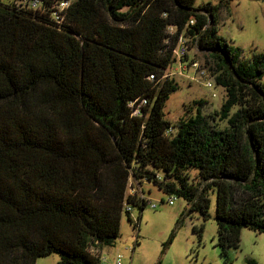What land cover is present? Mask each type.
<instances>
[{
  "label": "trees",
  "instance_id": "obj_1",
  "mask_svg": "<svg viewBox=\"0 0 264 264\" xmlns=\"http://www.w3.org/2000/svg\"><path fill=\"white\" fill-rule=\"evenodd\" d=\"M39 1L0 2V264L51 253L101 264L122 213L137 227L149 203L126 193L130 178L203 219L215 190L222 255L242 227L264 233V52L243 59L220 38L222 0H68L56 17L64 0ZM180 34L204 49L225 99L207 117L195 101L174 127L163 108L176 84L164 73ZM134 99H145L137 114Z\"/></svg>",
  "mask_w": 264,
  "mask_h": 264
},
{
  "label": "rangeland",
  "instance_id": "obj_2",
  "mask_svg": "<svg viewBox=\"0 0 264 264\" xmlns=\"http://www.w3.org/2000/svg\"><path fill=\"white\" fill-rule=\"evenodd\" d=\"M7 0H0L5 3ZM220 0H195L194 6L201 7ZM223 6L216 11L214 24L217 33L228 45L239 49L240 57L249 59L250 54L264 52V0H222ZM188 58L205 63L206 52L197 44H189ZM176 66L172 64V68ZM191 69L188 71L190 73ZM212 74V73H209ZM176 90L165 100L163 117L170 125L196 113L195 101L203 100L202 112L205 117L219 110L225 99L223 87L213 83L211 88L203 82L189 81L176 74ZM215 93V95H212ZM189 106L191 110L188 109ZM209 123H212L207 118ZM224 125L225 122H221ZM175 127V126H174ZM194 175L195 171L189 173ZM143 196L156 203L153 208L148 203L140 212L137 227L122 213L119 235L111 247L102 248L101 257L112 264L115 255L120 254L121 264H247L252 259L255 264H264V233L242 227L237 246H229L222 255L216 244V191L208 194L209 208L203 219L198 210L188 212L189 205L181 196H175L172 205L167 199L172 197L153 183H142ZM138 209L133 208L131 217L136 218ZM228 257L226 260L225 258ZM59 257L51 253L37 257L35 264H57Z\"/></svg>",
  "mask_w": 264,
  "mask_h": 264
},
{
  "label": "built area",
  "instance_id": "obj_3",
  "mask_svg": "<svg viewBox=\"0 0 264 264\" xmlns=\"http://www.w3.org/2000/svg\"><path fill=\"white\" fill-rule=\"evenodd\" d=\"M19 2L27 7L34 9L38 8L41 4L39 0H19ZM67 4H68V0L60 1L56 5V10L53 12V16L56 17L57 15H59V12L61 10H64ZM189 24H193V20H190ZM173 31H174L173 28L170 27L169 34L173 33ZM188 50L189 49L187 44V38L184 37L182 34H180L177 37L176 46L174 50H172V57L174 58L173 63H175L176 66L172 68L173 63L167 66V68L165 69L164 77L168 76L173 78L176 74L182 75L184 73L185 77H187L189 81L203 82V85L205 87L211 88L213 86V83H216L215 76L213 74H209L211 72L208 70L207 68L208 66L205 65V63H200L197 60L189 59ZM190 69L191 71L189 73L188 71ZM212 95H215V93H213ZM144 104H145V99H141V100L134 99L130 101L129 105L134 108L132 114L139 113L141 106H143ZM172 129H173L172 127H169L165 130V132L166 133L171 132ZM126 193H128L129 195L137 194L139 198H144L142 183L139 184L137 183V181H134L130 178ZM174 199H175L174 196L169 197L167 199V203L169 205H172ZM149 203L153 208L157 207L156 203H152L150 201ZM123 209L129 212L130 214L132 212L131 205L126 204L125 207H123ZM119 259H120V254L117 253V255H115V260L112 264H121ZM100 261L101 264H108V262L103 257H101V255H100Z\"/></svg>",
  "mask_w": 264,
  "mask_h": 264
}]
</instances>
